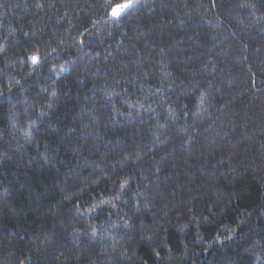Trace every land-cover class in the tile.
Instances as JSON below:
<instances>
[{
    "label": "trees",
    "instance_id": "16d2710c",
    "mask_svg": "<svg viewBox=\"0 0 264 264\" xmlns=\"http://www.w3.org/2000/svg\"><path fill=\"white\" fill-rule=\"evenodd\" d=\"M0 264H264V0H0Z\"/></svg>",
    "mask_w": 264,
    "mask_h": 264
},
{
    "label": "snow or ice",
    "instance_id": "6c2138e0",
    "mask_svg": "<svg viewBox=\"0 0 264 264\" xmlns=\"http://www.w3.org/2000/svg\"><path fill=\"white\" fill-rule=\"evenodd\" d=\"M131 6L130 3H127V4H121V5H118L116 9L113 10V15L114 16H118L120 14V11L124 10V9H127ZM36 58L33 57V60H35Z\"/></svg>",
    "mask_w": 264,
    "mask_h": 264
},
{
    "label": "rangeland",
    "instance_id": "374dc122",
    "mask_svg": "<svg viewBox=\"0 0 264 264\" xmlns=\"http://www.w3.org/2000/svg\"><path fill=\"white\" fill-rule=\"evenodd\" d=\"M127 3H130V4L132 5L133 2H132V1H129V2L121 3V4H127ZM121 4H118V5H121ZM118 5H116L115 7H113V9H112L111 12H110V16H112V17H117V16H114V15H113V10L116 9ZM127 9H128V8H127ZM125 10H126V9L120 11V14H121L123 11H125Z\"/></svg>",
    "mask_w": 264,
    "mask_h": 264
}]
</instances>
